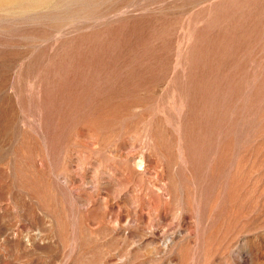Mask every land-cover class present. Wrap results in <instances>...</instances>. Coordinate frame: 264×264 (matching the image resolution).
I'll use <instances>...</instances> for the list:
<instances>
[{
  "label": "rangeland",
  "instance_id": "rangeland-1",
  "mask_svg": "<svg viewBox=\"0 0 264 264\" xmlns=\"http://www.w3.org/2000/svg\"><path fill=\"white\" fill-rule=\"evenodd\" d=\"M0 264H264V0H0Z\"/></svg>",
  "mask_w": 264,
  "mask_h": 264
}]
</instances>
